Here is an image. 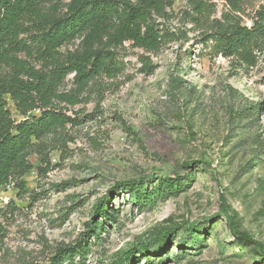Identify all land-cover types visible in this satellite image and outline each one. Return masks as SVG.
<instances>
[{"label": "rangeland", "instance_id": "1", "mask_svg": "<svg viewBox=\"0 0 264 264\" xmlns=\"http://www.w3.org/2000/svg\"><path fill=\"white\" fill-rule=\"evenodd\" d=\"M174 1L178 15L169 28L187 32L188 41L168 43L155 54L126 44L120 54L122 74L100 80L101 88L94 86L80 105L61 104L81 123L46 140L47 162L31 156L34 168L24 178L28 191L20 194L14 185L0 190V225L5 230L0 264L46 262L58 247L85 239L99 201L119 183L148 180L152 188L157 178L173 175L194 179L178 197L143 211L128 203L127 194L113 197L118 223L102 234V242L91 239L92 251L83 264H112L117 251L183 224L208 228L206 245L200 251L189 248L186 258L177 260L184 236L175 237L163 264H255L260 259L264 55L258 53L257 63L248 68L231 58H211L203 49L202 31L181 19L189 0ZM211 3L216 5L213 18L231 13L227 3ZM263 5L264 0H243L244 13L238 14L243 24L251 27ZM142 56L156 66L153 74L142 72ZM73 77L67 78L64 90L74 87ZM257 104L263 108L254 116L247 108ZM10 109L20 119L13 104ZM224 209L237 213L239 230L249 240L233 234ZM145 261L142 257L139 264Z\"/></svg>", "mask_w": 264, "mask_h": 264}, {"label": "trees", "instance_id": "2", "mask_svg": "<svg viewBox=\"0 0 264 264\" xmlns=\"http://www.w3.org/2000/svg\"><path fill=\"white\" fill-rule=\"evenodd\" d=\"M211 1L215 0H189L180 13L182 21L202 31L201 43L211 58L223 56L246 68L254 66L258 53L264 55V5L248 27L238 16L244 13L243 0H217L230 6L231 13L223 18H213L216 5ZM174 5V0H0V190L14 185L20 194L28 191L24 178L34 168L31 156L47 162L46 140L60 136L68 125L81 123L68 116L61 104L80 105L94 86L101 88L100 80L122 74L120 54L126 44L155 54L168 43L188 41L187 32L169 28L178 15ZM77 41L75 49L67 48ZM140 61L143 73L155 72L149 57L142 56ZM71 75L74 87L66 91ZM11 104L20 119L14 117ZM262 108L257 104L247 109L255 116ZM193 179L163 176L152 188L148 180L121 182L99 201L94 221L79 244L58 247L43 263L19 264H83L92 251L91 239L102 242V234L118 223L120 212L111 207L113 197L118 200L127 194L128 203L143 211L178 197ZM223 214L233 234L249 240L239 230L237 213L224 209ZM4 232L0 225V251ZM209 232L197 225H171L156 231L147 242L117 251L112 264H139L142 257L144 264L155 260L163 264L179 236L184 238H180L175 259L182 260L189 248L200 251L206 245ZM219 246L226 249L223 242ZM258 255L255 264H264V248L260 247Z\"/></svg>", "mask_w": 264, "mask_h": 264}]
</instances>
